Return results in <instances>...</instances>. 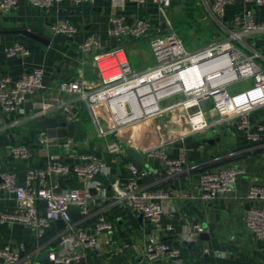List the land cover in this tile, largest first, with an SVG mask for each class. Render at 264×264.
<instances>
[{
    "label": "crops",
    "instance_id": "1",
    "mask_svg": "<svg viewBox=\"0 0 264 264\" xmlns=\"http://www.w3.org/2000/svg\"><path fill=\"white\" fill-rule=\"evenodd\" d=\"M212 1L172 0L168 17L185 46L194 49L225 33L223 30L220 32L222 34L216 33L217 36L213 38L210 35L209 39H203L201 45L193 42L189 45V26L193 24L199 28L204 23L215 22L223 29L210 12ZM247 6L255 7L259 18L264 19L260 12L263 6ZM244 7L242 0H231L226 5V15L222 20L225 22ZM114 14L123 15L128 23L141 17L147 18L150 22L149 33L138 38L111 34V17ZM60 18L75 24V33L68 35L56 32L52 24ZM22 29L39 34L43 40L23 33ZM160 29H164L163 21L159 5L154 0L143 3L129 0L79 3L61 0L50 8L35 6L30 0H19L14 8L0 10V77L6 74L18 77L33 67H43L45 82V88L30 96L16 112L5 114L0 109V164L16 173L18 180L24 182L28 168L50 155H58L68 163H79L84 153L92 152L97 160L105 161L104 170L93 178L74 173H54L43 181L45 186L56 185L57 191L69 187H89L92 195L89 213L86 219L82 217L76 221L78 229L93 231L94 223L101 215H105L112 224L111 228L97 234V247L80 248L84 256L71 264H175L174 258L169 255L152 263L144 258L150 237L164 240L172 248H178L181 264H264V238H258L247 227L244 218L252 206L264 209V199L246 198L251 184L264 183V106L251 113L249 130L221 124L211 126L185 141L177 140L162 145L170 155L184 150L187 163L183 171L171 174L167 171L165 160L155 157L149 159L151 168L144 165L139 170L142 187L162 189L169 193L165 201L166 212L160 220L154 221L132 208L114 203L112 183L115 180L124 183L131 176L132 156L129 147L143 153L149 142L158 143L178 137L187 125L185 112L177 110L168 116L144 119L116 131L112 137L120 142L121 151L110 153L106 140L97 136L85 99L79 94L71 95L59 86L62 81L77 78L85 80L88 89L98 83L90 54L81 46L88 35L97 36L107 49L123 45L127 52V48H132L137 55L133 59L129 58L131 65L135 69H143L154 62L149 40ZM15 41L24 43L30 53L23 57L7 56L6 50ZM254 45L264 51V40ZM57 98L72 99L80 109L77 121L81 124V135L79 138L69 137L65 143L50 136L47 129L61 120H75L71 116L53 110L45 116L30 117L38 106H55ZM99 112L103 124L109 127L112 121L108 108L102 104ZM248 131L260 133L261 138L249 140ZM131 133H135L136 139ZM40 137L48 140L41 142ZM196 141H200V145L193 146ZM28 143L34 144V157L24 160L12 155L13 145ZM232 164L245 168L246 173L239 176L231 190L219 193L214 199L204 198L199 183L201 172ZM44 205L45 202H41L42 208ZM20 208L13 194L5 192L1 196L0 216L14 213ZM196 219L198 226L202 227L199 233L193 231ZM62 231L53 221L44 235L38 236L35 227L20 221L2 220L0 217V246L10 243L22 251L19 264H52L49 259H41V252L56 250ZM200 232L205 235L204 238ZM34 251L36 253L32 255ZM0 264H4L2 259Z\"/></svg>",
    "mask_w": 264,
    "mask_h": 264
},
{
    "label": "built area",
    "instance_id": "2",
    "mask_svg": "<svg viewBox=\"0 0 264 264\" xmlns=\"http://www.w3.org/2000/svg\"><path fill=\"white\" fill-rule=\"evenodd\" d=\"M61 0H30L41 8H50ZM82 1L93 0H75ZM143 3L146 0H129ZM164 17L165 28L150 37L154 54L153 64L135 69L123 45L104 48L94 34L88 35L81 43L90 54L98 76V83L91 89L85 80L77 78L62 81L59 86L65 92L83 97L90 110L97 130V136L106 140L110 153H120L121 145L112 135L119 130L144 119L168 116L177 110L185 112L187 125L178 137L168 141L149 142L142 153L148 160L161 158L166 162L167 171L175 174L184 170L187 157L184 150L170 155L163 148L164 143L185 141L190 136L207 130L211 126L229 124L241 130H249L250 115L264 106V51L254 43L264 40V19L259 18L255 7L264 6V0H242L245 4L241 12L232 14L225 22L226 5L231 0H213L210 9L216 21L223 27L221 36L197 48H187L177 36L168 9L172 0H154ZM19 0H0V10H10ZM59 33L72 35L77 30L75 24L60 18L52 24ZM150 22L141 17L128 23L123 15L111 17V34L117 37H141L149 33ZM29 48L15 41L7 50L9 57L26 56ZM242 86V87H240ZM45 88L43 67H33L18 77L6 74L0 77V109L5 114L16 112L30 96ZM56 105L38 106L30 117L45 116L53 110H60L65 116L79 118V107L70 99L57 98ZM104 104L111 116V125L106 127L99 112ZM260 128L263 127L260 125ZM134 138L135 133H131ZM249 140L257 141L260 133L247 132ZM136 139V138H135ZM46 137H40L45 142ZM14 157L29 160L34 157V144H17L11 147ZM105 161L97 160L92 152L82 155L79 163L65 162L58 155H50L44 161L31 165L24 182L18 180L16 173L0 164V198L7 192L13 194L20 204V210L2 214V220L20 221L36 228L38 236H43L53 221L62 218L66 221L58 241V248L49 253L52 264H71L80 260L84 254L82 247H97V234L112 227L105 215L94 223L93 231L78 229L72 221L69 210L80 207L89 213L92 199L89 187H69L62 191L56 185L45 186L52 174L74 173L93 178L102 172ZM131 176L124 182L112 183L113 202L140 212L143 217L158 221L166 212L165 201L169 197L166 190L142 187L139 183V170L130 165ZM246 173L245 168L232 164L220 169H205L199 176L203 197L214 199L221 192L231 190L239 176ZM249 200L264 199V183H253L246 193ZM45 202L41 207V202ZM245 223L258 238H264V209L252 206L245 213ZM199 231L202 227L198 226ZM79 248V250H77ZM172 256L175 264H181L180 250L172 248L164 240L150 237L145 248L144 258L150 263ZM4 264H19L20 250L12 244L0 246V259ZM95 264H116L99 262Z\"/></svg>",
    "mask_w": 264,
    "mask_h": 264
},
{
    "label": "water",
    "instance_id": "3",
    "mask_svg": "<svg viewBox=\"0 0 264 264\" xmlns=\"http://www.w3.org/2000/svg\"><path fill=\"white\" fill-rule=\"evenodd\" d=\"M161 19L163 21V28H165L164 17L161 16ZM21 31L25 34H29L30 36H33L34 38H38V39L43 40V37H41L39 34H36L35 32H31L30 30H27V29H22ZM80 129H81V124L77 120H71V121L61 120L58 122L57 125L49 127L47 129V131H48L50 136L56 137V138H58V140L60 142L65 143L68 141L69 137L75 136V137L79 138L81 135ZM192 145L198 146V145H200V141H196ZM128 150L132 156V161H131L132 165H134L138 170H141L144 165H146L147 168H151V166L149 164V160L141 152H139V151H137L131 147H129ZM69 213H70L72 221H77L79 218L86 216V214L81 211L80 207H72L69 210ZM56 222H57L59 230H62L66 225V221L63 220L62 218L57 219ZM211 226L212 225H210V227ZM193 231L196 233H199L198 220L197 219L194 220ZM200 234H201V232H200ZM203 236L205 237V235H203V233H202L201 237L204 238ZM50 252H51L50 249H46V250L42 251L41 252L42 258L41 259L42 260L48 259ZM20 253L23 254L22 251H20ZM35 253H36V251H34L32 253V255ZM2 261H4L3 258H2Z\"/></svg>",
    "mask_w": 264,
    "mask_h": 264
},
{
    "label": "rangeland",
    "instance_id": "4",
    "mask_svg": "<svg viewBox=\"0 0 264 264\" xmlns=\"http://www.w3.org/2000/svg\"><path fill=\"white\" fill-rule=\"evenodd\" d=\"M260 10H261L260 11L261 15L264 16V8H262V9L260 8ZM201 26H199V28L194 24L189 26V45H190V42L191 43L192 42L197 43V44L201 45L200 43L204 41L203 39H209L210 35L213 38V37L217 36L216 33H220L224 30L219 25H217V23H215V22H212V23L209 22L208 24L204 23ZM174 30H175L177 36L180 37L177 30L175 28H174ZM213 32L215 35H213ZM220 34H222V33H220ZM186 47L190 48V46L189 47L186 46ZM127 53L129 55V58L131 57L132 59L135 58L137 55V54H135V52L132 48H127ZM132 67L135 68L134 66H132ZM240 87H242V86H240Z\"/></svg>",
    "mask_w": 264,
    "mask_h": 264
}]
</instances>
